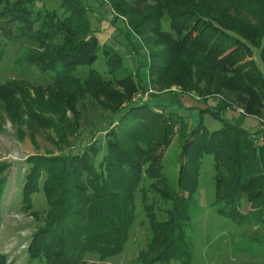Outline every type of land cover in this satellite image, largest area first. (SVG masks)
Here are the masks:
<instances>
[{
    "label": "trees",
    "instance_id": "16d2710c",
    "mask_svg": "<svg viewBox=\"0 0 264 264\" xmlns=\"http://www.w3.org/2000/svg\"><path fill=\"white\" fill-rule=\"evenodd\" d=\"M104 1L111 5L115 19L127 17L125 27L130 31L138 34L152 31L170 44L160 54L151 53L149 48L150 59L146 65L150 85L158 83L155 72L166 74L169 68L180 67L181 76L189 83L188 89L200 93L202 75L198 70L196 74L192 72L194 67L208 71L207 88L216 85L218 75L221 87L250 89L264 100V72L260 73L253 60L246 63L245 70L244 64L237 63L242 59L238 49L248 50L256 42L255 36L264 39V0H153L152 5L142 9L132 6L129 0ZM39 2L44 6L43 0H0L3 3L0 36L9 41L20 38L33 41L40 50H29L24 62L53 73L47 85L51 86L49 98L29 100L27 114L33 118L40 109L44 113H51V109L64 113V103L55 105L56 101L53 104L51 98L61 97L60 101L64 97L73 98L70 91L75 85L80 89L81 83L86 88L87 83L94 82L104 90L103 82H107L94 69L83 78L76 73L78 67L95 62L99 49L85 3L63 0L67 13L59 18L46 7L42 8L44 14L34 12L33 7ZM251 16L257 23H250ZM162 20L168 22L169 30L178 33L176 42L168 39L171 33L161 28ZM144 41L152 46L150 40L144 38ZM199 53L204 55L206 63H186L183 59L185 54L191 57ZM104 54L107 71L115 73L113 69L125 67L118 52L107 49ZM259 54L264 64V42ZM155 57L162 58L161 62L156 64ZM227 71L232 74L225 80L221 75ZM130 78L135 81L132 75ZM176 82L183 83L180 76ZM137 85V90L147 88L139 81ZM131 89L135 90L136 86ZM19 93L25 100L24 93ZM155 105L148 101L130 109L131 114L117 118L116 121H121L106 134L107 144L102 153L92 151L93 144L87 143L81 144L76 152L28 159L21 191L24 201L41 188L50 216L47 226L35 233L29 244V253L38 263L78 264L86 253L94 254L98 262L119 255L131 234L136 218L135 193L139 191L149 237L146 248L139 251L134 262L138 258L142 263L137 264H169L174 260L187 264L190 241L185 236V228L200 175L199 161L204 154H211L213 158L215 198L212 205H217V212L239 222L240 205L245 200L258 210L255 221L258 228H264V143L228 121L221 119V127L210 131L201 122L191 125L177 115L158 113ZM247 109L259 111L254 110L253 102L252 106L247 104ZM51 126H54L53 120L47 123V127ZM175 126L183 131L184 138L177 158L179 167L172 177L165 172L160 150L168 144ZM127 143L136 150L128 151ZM40 181L42 184L38 186ZM49 234V240L43 238ZM255 240L261 242L264 238L257 236ZM145 250L152 255L147 256Z\"/></svg>",
    "mask_w": 264,
    "mask_h": 264
},
{
    "label": "rangeland",
    "instance_id": "374dc122",
    "mask_svg": "<svg viewBox=\"0 0 264 264\" xmlns=\"http://www.w3.org/2000/svg\"><path fill=\"white\" fill-rule=\"evenodd\" d=\"M62 1L43 0L44 6H40L42 3L39 2L35 8L33 7V11H41L44 14L45 9L42 8L46 7L48 8L46 10L63 18L67 8ZM82 1L90 16L94 33H106L108 37L106 41L100 38L101 44H99L95 62L78 67L76 73L83 78L90 69H94L102 74L104 81L109 83L103 82L104 90H100L99 84L94 82L87 83L86 88L81 83L80 89L77 85L72 87L70 92L74 94L73 98L64 97L60 101L61 97H52L53 104L55 101V105L64 103V113L53 109L51 113H44L40 109L35 111L37 117L33 118L27 114L30 99L41 101L49 98L48 90L51 86L47 85L52 81L53 73L44 72L33 64L24 62V56L29 50L34 48L40 50L33 41L25 38L9 41L0 36V264H40L37 259L31 257L29 244L33 235L47 226L50 217L47 213L49 206L41 188H37L24 201L21 191L28 159L33 156L46 157L76 152L81 144L87 143L93 144L92 151L97 150L102 153L107 144L105 136L111 126L121 121H116L117 118L131 114L129 111L134 107L148 101L154 105L159 104L153 106L156 112L177 115L191 125L201 122L210 131L220 128L222 119L249 131L259 142L264 143V100L256 96L255 92L251 93L250 89L237 90L221 87L218 84L220 82L218 75L215 77L216 85L207 88L205 85L209 82L208 71L194 67L191 71L196 74L198 70V73L202 75L200 93L188 89L189 83L186 77L181 76L183 69L180 67H171L166 74H163V71L155 72V76L158 75V83L153 82L150 85L146 65L150 59L149 48H152L151 53L160 54L163 51L166 52L170 44L152 31H147L146 34L130 31L125 27L128 23L127 17L121 16L123 21L122 18L115 19L111 5L106 4L104 0ZM129 1L132 6L141 9L154 2L153 0ZM95 11L100 16V20L107 14L104 19H109L107 21L113 25V32L111 25L104 23V20L101 23L99 18L96 19ZM34 14L32 17H36ZM249 19L250 23H257L255 17L251 16ZM102 24L105 27L101 29ZM161 28L172 34L168 35L170 41L176 42L178 33L169 30L167 21L162 20ZM110 31L112 34L109 36ZM182 32H179V35ZM128 34L129 38H127ZM65 35L71 36L68 33ZM144 38L150 40L152 46H148ZM255 38L256 42L252 43L248 50L245 48L237 50V54L240 53L242 57L237 63L244 64L243 70H245L248 67L246 63L253 60L262 74L264 64H261L259 49L264 39L256 36ZM107 49L118 52L126 68L113 69L115 73L107 71L104 54ZM185 55L183 59L186 63L191 61L206 63L201 53L192 54L191 57ZM161 59L155 57V63H160ZM223 73L221 77L224 79H229L232 74L229 71ZM130 75L136 82L129 79ZM179 76L183 83H174ZM10 81L13 83L6 85ZM138 81L147 88L137 90ZM79 83L80 80H78ZM133 85L136 86L135 90L131 89ZM102 91L107 96L101 94ZM19 92L24 93L25 100ZM80 94H83L82 97ZM116 100L121 102L117 103ZM252 102L255 106L254 110L257 108L259 111L247 109V104L252 106ZM70 105L75 106L74 109L70 108ZM222 106L224 107L221 109ZM50 120H53L54 126L47 127ZM183 138V131L180 132L178 126H175L174 133L169 136L168 144L162 146L160 150L163 151L165 172L172 177H175L179 167L177 158L180 155ZM125 146L128 151L136 150L128 143ZM140 147L143 151L144 146ZM155 150L154 148L152 151ZM199 164L200 175L197 189L189 208L190 220L185 228V236L190 241V260L187 264H264V241L255 240L257 236L264 238V228H258L255 221L258 210L251 208L243 200L240 205L242 217L239 222L219 214L217 205H212L215 198L212 155L204 154ZM42 177H45V173ZM41 184L42 181L38 183V186ZM135 207L136 218L123 251L101 262L97 261L94 254L86 253L78 264L142 263L141 259L137 258L135 262L134 260L139 251L146 248L149 233L139 191L135 193ZM50 236L49 234L43 238L49 240ZM145 251L147 256L152 255ZM169 264L183 263L174 260Z\"/></svg>",
    "mask_w": 264,
    "mask_h": 264
},
{
    "label": "crops",
    "instance_id": "0c3cea01",
    "mask_svg": "<svg viewBox=\"0 0 264 264\" xmlns=\"http://www.w3.org/2000/svg\"><path fill=\"white\" fill-rule=\"evenodd\" d=\"M106 12L108 13V10H107V9H106ZM95 13H96V19L99 18V21H100L101 23H102L103 20H104V23L111 25V27H112V32H113V25L110 24V22L107 21V20H109V19H104L105 17H107V14H106V16H104L103 18H101V20H100V16L98 15L97 11H95ZM104 27H105V26H103V24H102L101 29L104 28ZM106 31H107V30H106ZM110 32H111V31H110ZM112 32L109 34V36L112 34ZM95 35H96V37H97V39H98V41H99V44H101V43H100V38H102L103 41H106V37H108V35H107L106 33H102V32H101L100 34H96V33H95Z\"/></svg>",
    "mask_w": 264,
    "mask_h": 264
}]
</instances>
